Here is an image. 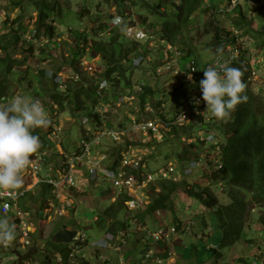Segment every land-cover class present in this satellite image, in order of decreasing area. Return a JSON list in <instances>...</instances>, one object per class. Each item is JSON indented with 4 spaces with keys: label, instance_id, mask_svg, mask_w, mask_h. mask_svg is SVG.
I'll return each instance as SVG.
<instances>
[{
    "label": "rangeland",
    "instance_id": "rangeland-1",
    "mask_svg": "<svg viewBox=\"0 0 264 264\" xmlns=\"http://www.w3.org/2000/svg\"><path fill=\"white\" fill-rule=\"evenodd\" d=\"M51 1H57L62 14V16L54 14L48 18V22H51L55 29V41L45 35L43 31H41L39 36H36L34 27L37 11L31 5H27L28 7H25L22 11L21 6L13 7L10 0H0V33L5 32L8 28V23L4 22L5 18L8 17L10 20L21 12L26 13L25 22L28 25L26 31L23 32V49L30 45L32 46V52L24 51L17 55L20 59L28 56L27 65L24 64L16 67L12 71L11 82L7 91L8 95L6 96L7 99L0 100V104H7L16 95H21L27 98L39 99L43 105H46V108L50 107L51 100L49 93L53 89V83L48 79V75L46 77L41 76L39 70L46 69L50 72L51 69L57 70L60 67L62 70L59 72L63 76H73L76 71H74L69 61L73 56V50H76L79 54L77 57L78 62L76 61V63L80 67L81 73L79 74L82 75V78L81 81L72 82L71 85L73 86L77 82H84L87 85L93 81L91 77L97 78L95 75L99 73L102 64L100 57L86 54V41L81 39L84 41L82 42L79 38L82 37L81 34H88L87 39L106 38L108 30L107 32L105 30L107 27L109 28L111 22L109 16L117 12L118 0ZM213 5L218 6L216 10L212 7ZM232 6L231 0H203L202 4L193 11L190 19L184 25L183 34L187 36L186 39L189 43H187L188 45H186L185 50L189 52V59L195 61L197 70L203 69L202 66L205 63H213L215 57L220 52L211 47L213 35L216 26L217 28L218 26H228V20L230 21L231 17L224 14V9L228 11ZM129 9L127 8L126 10ZM132 9L137 18L136 11L139 10V7L136 6V8ZM245 11L248 12L246 14L248 17L247 21H252L253 27L261 28L264 25V5L261 6L250 2L245 5ZM158 16L154 13L150 14L148 22L159 18ZM156 27L158 29L159 25ZM79 31L80 34H78ZM101 31L103 34L98 35ZM240 32L242 37L247 39L243 35L244 30L242 29ZM242 37L240 36V39ZM259 38L264 39V35L261 36L260 34ZM245 45L251 47V52L253 51L252 60L255 61L253 65L254 70L251 73V77L247 78L245 85L255 94L264 97V46L262 49L255 50V47L251 46L249 42ZM148 51L151 57L150 61L145 62L140 67H133L127 73L130 77L129 83L131 84H126V81L121 84H117L116 82L113 91L121 92L122 87L124 88L123 90H128L131 85H134L135 88V85L140 82V85L143 84L141 85L143 91L144 86L150 88L144 94V102L152 103L153 106L156 105L159 110H163L165 114H170L169 116H171L180 109L181 99L184 94L190 92L193 87L198 85L191 84L189 80H183L181 76H171L168 73H164V71L156 75L154 73L156 67L153 62H155L157 57L162 59L163 54L162 51L158 54V50L149 49ZM224 55H226V52ZM181 60L184 64L187 58L181 56ZM228 65H231V63ZM59 88H63V85ZM39 89L43 92L37 94L39 93ZM152 91H159V94L153 97L151 95ZM128 101L112 109L113 120H117V118L125 120L130 112L135 113L140 109V94L135 99L129 98ZM70 116L67 106L64 110H59L57 116L58 123L64 129L61 135L62 146L68 152L73 151L82 140L80 117H76L75 115ZM226 120L227 118L224 121ZM187 129H189L188 125L180 126L176 129L173 128L163 142H156V147L149 162V167L153 171L169 161H173L176 165L178 162L180 171L182 166H186L188 161H182L179 157V153L181 154L185 143L180 139L181 137H177L180 133H182L181 136H185L183 132ZM196 130V127L192 128V131ZM138 139H142V137ZM138 139L137 134H130L124 137V141H115L117 144L109 145V150L119 153L128 143L133 144L134 140ZM105 148L101 147V150H108V148ZM203 149H205V154L208 150L212 151L210 146H205ZM52 153H54L53 150L50 151V155ZM109 153L110 151H107V155ZM216 155L219 159L220 156ZM105 158L107 160V157ZM211 158L215 159V157ZM175 159L176 161H174ZM212 168L213 166L208 165L207 160L203 161L201 158L199 164L185 178L190 184L197 182V185H195L197 190L206 187L209 192H212L217 199L216 205L213 207L204 206L194 197L180 193L175 199V214L170 212L166 215V212L159 211L155 215V218L152 215L146 216L145 223L137 222L136 218L132 217L134 216V212H131L127 208L129 212L125 211V217H130V226L125 230L117 231L120 235L124 233V236H122L123 241H120V247H116V249L95 243L98 238L103 237L110 231L105 226H97L93 219L94 216H98V213L112 202L109 181L100 180L99 185H94L93 182L85 178L83 179L84 191L81 190L80 192L79 190L69 189L57 195H53L49 188L46 200L40 198V185H36L29 190V193L34 195V197H31L28 193L22 200L23 206L27 207V210L31 214L29 218L33 221L35 227L34 232L31 234L32 243L28 247H18V250L22 253L30 250L32 247L37 248V250L33 255L25 259L23 264H45L44 257L49 252L47 248H50L52 252L51 264H63L60 261L59 253L52 250V243H50L51 235L60 230H76L79 228L84 230L88 241H81L77 245L75 244L74 246L73 244L72 246L78 251L76 258L81 255L89 264H118L119 259L124 261L123 264H144V254H146L149 246L157 248L159 256L165 258L163 264H249L252 260L256 264H264V229L261 231L259 227V217L264 215V203L257 205L250 200L251 194L246 196V200H250L249 211L243 219L247 237L240 238L230 244V228L227 220L222 221L216 211L220 206L226 205L231 201L228 195V186L225 181L216 182L215 180H211L209 176L213 170ZM22 178L23 184H25L27 178L26 176ZM176 178L180 177L176 176ZM69 192L72 195L66 198L65 196ZM50 203L53 208L48 209L43 216L41 208L50 207ZM23 206H21V209L26 210ZM37 210L38 214L36 213ZM9 218L15 224L14 215L11 214ZM173 218H178V221L173 222ZM157 219L161 221L165 219L170 225L182 224V227L177 232L171 233V237L158 240L156 241L157 244H155L152 238H150L149 231L153 230L156 224L159 223ZM186 224L191 226L189 231H184L183 226ZM39 226L43 228V236L41 238L38 237ZM15 231H18L16 225ZM223 239L225 242L224 245H221ZM11 243L12 246L10 247L0 246V264H18L17 258L13 253V246H17L15 239ZM69 244L68 242V246ZM211 247H217L219 253L214 252Z\"/></svg>",
    "mask_w": 264,
    "mask_h": 264
},
{
    "label": "trees",
    "instance_id": "trees-1",
    "mask_svg": "<svg viewBox=\"0 0 264 264\" xmlns=\"http://www.w3.org/2000/svg\"><path fill=\"white\" fill-rule=\"evenodd\" d=\"M13 7L21 6V10L27 5H31L37 11L35 20V32L36 36H39L41 31L45 33L48 37L56 40L54 37V26L51 22H48V18L52 15L57 14L62 16L60 6H58L57 1L51 0H10ZM257 1V0H256ZM203 0H118L117 1V12L111 14L110 18H115L116 16L121 18L119 24L113 25L112 27H107L105 32L108 30V36L106 38H88V34H81L83 39L86 41V45L89 47V56H98L102 62L101 69L97 75V78L91 77V82L87 85L83 83H74L73 78H66L65 84L66 89L59 88V83L55 82L52 77H48L51 83H53V89L49 93V98L51 101L56 102L60 106V110H64L67 106L69 113L72 115H79L78 112L88 109L90 103L95 102L94 90L96 82L101 78H105L110 81L111 87L115 86L114 81L117 84H121L126 81V84H131L130 77L127 75L129 70L133 67L132 65L133 56L137 53H146L149 47L143 41L136 39L134 36H129L126 34V27L131 23H136L133 19L135 16L132 8L139 7L137 10V18L140 24L145 25L152 33L158 34L159 37L165 38L166 40L177 44L181 47V50H185L186 45H188L187 36L183 34V27L186 22L190 19L191 14L195 11L201 4ZM25 4V6H24ZM245 5L247 2L245 0L239 1L230 10L224 9V14L231 17L232 24L240 29H243V35L247 39H251L256 47L263 48L264 39H260L259 35H264V25L261 28L253 27L252 21H247L248 12L245 11ZM211 7V5H210ZM214 10L217 9V5H213ZM130 8L129 10H126ZM58 12V13H56ZM157 14L159 18L151 20L148 22V17L150 14ZM131 16V22L127 21V18ZM29 17H31L29 15ZM55 18V17H54ZM26 13L21 12L16 17L9 20L5 18L4 22L7 24V30L0 33V98L8 95V89L10 86V79L12 71L19 66L24 64L27 65L28 56L23 59L18 58V54L25 52H32V46H28L23 49L24 39L23 32L26 31L28 23L25 22ZM159 23V24H158ZM264 24V23H263ZM157 25L159 28L157 29ZM219 28V27H218ZM213 35V42L211 47L215 50V47L219 44L216 42L220 39L219 34L216 32ZM82 32V31H81ZM77 33V32H76ZM80 34V31L78 32ZM103 33L99 32L98 35ZM257 38V39H256ZM23 39V40H22ZM81 40L82 42H84ZM215 41V42H214ZM188 43V44H187ZM221 43V42H220ZM159 51V50H158ZM187 52V51H186ZM189 55V52L186 53ZM79 56L76 50H73V56L70 61V65L73 67L74 75L78 74L80 80L82 78L80 67L77 66L76 61ZM45 58V57H43ZM250 53L246 50L242 51L239 56L231 63L230 66L238 67L242 69L241 79L244 83L247 82V78L250 75V64H249ZM195 62V61H194ZM160 59L157 57L154 66L160 64ZM205 65V64H204ZM204 65L202 67H204ZM53 70V77L60 70ZM46 69L39 70V74L46 77ZM193 76L195 78H201V69H196L193 71ZM71 82V83H69ZM115 88H110L113 90ZM148 86H144V91L139 92L141 97V103H144V94L149 91ZM44 90V89H43ZM40 94L43 91L39 89ZM115 93V92H114ZM154 96L159 94V91L151 92ZM161 94V91H160ZM242 94L247 95V100L238 103L235 109L230 110V114L226 121L224 119H217L211 115L210 121L196 122V124L190 125V128H208L216 131V137L220 140L221 152L220 158L218 160L208 159V165L213 166V170L210 173L211 180L216 182L225 181L228 186V195L230 197V202L226 205L220 206L216 211L222 221L227 220L229 226V243L237 241L240 238H246L247 234L244 230V217L249 211L250 205L249 201L252 200L257 205L264 203V97L255 94L250 88L245 87ZM206 123V124H205ZM50 125L47 127H36L32 129V132L38 135L41 141V147L43 149L47 147L50 142L46 137ZM176 129V127L173 126ZM172 128V129H173ZM184 131V130H183ZM193 132V131H192ZM192 132L185 130L183 135L190 136ZM178 135L177 138L182 137ZM167 138V137H166ZM165 138V139H166ZM136 142V140H134ZM163 142V141H162ZM185 146L182 147L181 154L179 157L182 161L189 160L196 150L201 149V145L198 143H187L184 142ZM212 147H215L214 145ZM109 154L114 155L116 152L113 150ZM210 150L206 153L209 154ZM207 154V155H208ZM184 159V160H183ZM184 176V177H183ZM179 180L173 181L169 179L159 180L157 182L158 190L155 189L156 186L151 187V201L145 207V209L131 211L134 212V218L139 223H145L146 216H153L159 211L166 212L169 214L172 212L175 214V199L180 193L187 194L199 200L204 206H214L217 204V199L212 192H209L207 188L197 190L195 185L197 182L190 184L187 182L184 174ZM192 185V186H191ZM50 185L46 183L40 184L39 196L42 200L47 199V193L49 191ZM29 191L25 194V196ZM251 194L250 200H246V196ZM31 197H34L29 193ZM20 200V205L23 206V199ZM38 197V196H36ZM127 196H120L115 201H112L106 208L98 213L97 219L94 220L97 226H105L108 230L117 232L119 230H125L130 226V217H125V211H128L124 201ZM28 209L27 207L23 206ZM129 212V211H128ZM175 217V216H174ZM163 218V217H162ZM161 224V220L157 219ZM173 222H177L178 218H173ZM156 224V226L159 225ZM259 227L262 231L264 229V215L259 217ZM176 225V224H175ZM178 229L182 227V224L176 225ZM227 226V227H228ZM43 228L38 227V237H42ZM74 230H60L59 232L53 233L51 235L50 243H52V250L58 252L60 255V261L63 264H67L69 260L70 247L68 242L72 239ZM224 239L221 245H224ZM32 247L31 249H33ZM50 248H47L49 252L45 254L44 263L51 264L52 252ZM211 249L219 253L217 247H211ZM54 255V254H53ZM78 264H89L83 256H77Z\"/></svg>",
    "mask_w": 264,
    "mask_h": 264
},
{
    "label": "built area",
    "instance_id": "built-area-1",
    "mask_svg": "<svg viewBox=\"0 0 264 264\" xmlns=\"http://www.w3.org/2000/svg\"><path fill=\"white\" fill-rule=\"evenodd\" d=\"M239 1L243 0H231V4L233 3L231 8ZM245 1L247 3L253 2L261 6L264 5V0ZM130 17L127 18L129 22L132 21ZM116 18H119L121 21V18L118 16L111 18V27L117 24L114 23ZM133 19L136 23H131L126 27V34L143 41L146 48L149 47V49L159 50L158 54L162 51L163 57L162 59L159 58L161 63L155 66L154 73L159 75L164 71V73H168L171 76H181L183 80H189L191 84L198 86L193 87L190 92L184 94L181 99L180 109L171 116H169L170 114H165L163 110H159L156 105L153 106L152 103L145 101L141 103L140 109L137 112H130L126 117L127 119L119 120L117 118V120H113L112 109L121 106L124 102H129V98L135 99L139 95V92H143V87L141 86L143 84L140 85V82H138L135 88L134 85H131L128 90H123L124 88L122 87V91L117 92L110 90V88H115V86L111 87L109 80L101 78L95 83L96 86L93 92L95 102L90 103L87 110L78 112L79 115L77 116L80 117L82 125V140L71 152L64 150L62 146L61 135L64 129L57 121V116L61 109L60 106L54 101L50 102V107L46 108V105H43L49 119L50 128L46 133V137L50 144L30 155V163L22 173V177L26 176L27 178L25 184L21 185L19 189L13 190L11 193L5 192L4 194H0V215H7L8 217L11 214L14 215L15 225L18 227L15 236L17 246H13L14 249L28 247L32 243L31 234L35 229L34 223L29 218L31 215L30 212L21 209L20 200L36 185H40L41 183L49 184L51 193L57 195L69 189L79 190L80 192L81 190L84 191L83 179L85 178L93 182L94 185H99L100 180H106L111 185V200L115 201L120 196H127V199L124 201L126 208L130 211H137L145 209L150 203L151 187L154 185L156 186L155 189L158 190L157 182L159 180L169 179L177 181L184 174H190L194 167L199 164L201 158L205 161L207 160L206 157L208 159L215 157L213 160H216V154L218 156L220 155L221 144L220 140L216 137L214 128L211 130L208 128H199V130L197 129L193 132L192 127L190 128V125L196 124V122H205L212 119V113L206 108V102L203 101L199 88V80L203 77V69H201V78H195L193 71L197 69L196 64L193 59H189L190 56L186 55V51L181 50V47L177 44L159 37L158 34L152 33L145 25L140 24L136 20V17ZM230 21L228 20V26H219L218 28V37L220 39L218 41L216 40L219 44L215 47V50L220 52L211 64H215L222 72L223 65L234 62L239 54L246 50L250 53L251 57L248 60L250 64L249 77H251L255 61L252 60L253 51L251 52V47L245 44L249 42L251 46L255 47V50L262 48H257L250 39H244L240 32L242 29L234 26ZM101 33L103 32L101 31ZM240 36L243 39H240ZM85 52L88 54V46L85 47ZM225 52L226 55H224ZM181 56L187 58L184 64ZM150 59L149 51L146 53H137L133 56L132 65L140 67L145 62L150 61ZM207 65L205 63L204 67ZM48 71L46 75L52 77L55 82H58L59 87L63 85L64 89L67 86L64 77L73 78L75 81L79 78L78 74L69 77L68 75L63 76L61 72H57L53 77L52 70L50 72ZM189 73L191 74V80L188 78ZM115 83L116 81H114ZM6 96L1 97L0 100L7 99ZM195 99H200V103H194ZM70 115V117L73 116L71 113ZM185 125L189 126L187 130L192 132V135H185L180 139L187 143H198L201 145V149L193 153L186 166H182L181 171L178 168V162L176 165L173 161H169L153 171L149 167V162L153 150L156 147V142L164 141L173 126L179 128ZM130 134H137V139L141 137L142 139L136 140L133 144L128 143L119 153L107 155L109 145L117 144L115 141H124V137ZM213 145L215 147H212ZM205 146L212 148L209 154L206 153L208 155L204 152L205 149L203 147ZM101 147H106L105 149L108 148V150H101ZM51 150L54 151L52 155H50ZM105 157H107V160ZM176 176L180 178H176ZM71 195L69 192L65 197H71ZM51 208H53L52 205L48 208H41L42 215L44 216L47 210ZM36 213L38 214V210ZM93 219L96 220L97 216H94ZM166 223L165 219H163L161 224L149 231L153 243L157 244L156 241L167 239L171 237V233L179 230L175 224L170 225ZM183 227L184 231H189L191 226L186 224ZM122 236H124V233L120 235L117 232L113 233L109 231L103 237L98 238L95 243L116 249V247H120V241H123ZM81 241H88V239L84 230L79 228L74 230L72 239L69 242L70 251L67 264L78 263V259L76 258L78 251L74 246ZM73 244L74 246H72ZM7 246H12V243L10 242L8 245H4V247ZM144 260V264H163L165 262V258L159 256L157 248L155 249L154 246L148 247L146 254H144ZM123 262L122 259H119L118 264H123ZM249 264L256 263L252 260Z\"/></svg>",
    "mask_w": 264,
    "mask_h": 264
},
{
    "label": "clouds",
    "instance_id": "clouds-1",
    "mask_svg": "<svg viewBox=\"0 0 264 264\" xmlns=\"http://www.w3.org/2000/svg\"><path fill=\"white\" fill-rule=\"evenodd\" d=\"M114 23L119 24L120 19ZM222 69L221 72L215 64H208L199 80L206 108L217 119L228 117L230 110L247 100V95L242 94L246 87L242 69L228 64ZM188 78L191 80L190 73ZM194 103H200V99ZM48 124V114L39 99L16 95L7 104H0V194L11 193L23 184L22 173L30 163V155L41 147L32 129ZM15 236V224L7 215H0V246L8 245Z\"/></svg>",
    "mask_w": 264,
    "mask_h": 264
},
{
    "label": "water",
    "instance_id": "water-1",
    "mask_svg": "<svg viewBox=\"0 0 264 264\" xmlns=\"http://www.w3.org/2000/svg\"><path fill=\"white\" fill-rule=\"evenodd\" d=\"M37 248L30 249L24 253L20 252L19 250L14 249L13 253L15 254L17 258L18 264H23L24 260L33 255L36 252Z\"/></svg>",
    "mask_w": 264,
    "mask_h": 264
}]
</instances>
